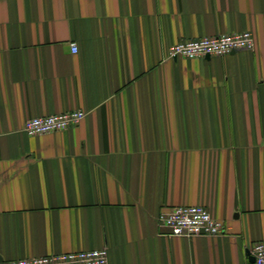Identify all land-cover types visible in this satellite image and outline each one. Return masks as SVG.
I'll return each instance as SVG.
<instances>
[{"label":"crops","instance_id":"1","mask_svg":"<svg viewBox=\"0 0 264 264\" xmlns=\"http://www.w3.org/2000/svg\"><path fill=\"white\" fill-rule=\"evenodd\" d=\"M242 31L253 49L167 56ZM76 109V127L23 130ZM179 205L227 232L164 234L157 216ZM259 241L264 0H0V259L107 247L109 264H254Z\"/></svg>","mask_w":264,"mask_h":264},{"label":"built area","instance_id":"2","mask_svg":"<svg viewBox=\"0 0 264 264\" xmlns=\"http://www.w3.org/2000/svg\"><path fill=\"white\" fill-rule=\"evenodd\" d=\"M255 38L250 31L234 32L181 40L171 46L168 57L198 58L224 56L234 50L253 49ZM72 52L78 51L75 43ZM82 109L39 116L25 121L23 130L30 136L68 130L78 126L86 117ZM157 222L168 236L197 237L219 236L227 232V226L212 216L200 205H179L160 211ZM254 264H264V241L256 242L251 248ZM0 264H109L107 247L68 253L34 256L16 260L0 259Z\"/></svg>","mask_w":264,"mask_h":264}]
</instances>
